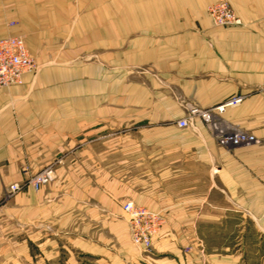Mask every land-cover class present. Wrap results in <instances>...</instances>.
Listing matches in <instances>:
<instances>
[{"label": "crops", "instance_id": "1", "mask_svg": "<svg viewBox=\"0 0 264 264\" xmlns=\"http://www.w3.org/2000/svg\"><path fill=\"white\" fill-rule=\"evenodd\" d=\"M217 1L0 0V38L23 36L37 62L0 89V264L116 263L126 201L161 214L158 243L206 227L264 238V0H227L231 27L212 24Z\"/></svg>", "mask_w": 264, "mask_h": 264}, {"label": "built area", "instance_id": "2", "mask_svg": "<svg viewBox=\"0 0 264 264\" xmlns=\"http://www.w3.org/2000/svg\"><path fill=\"white\" fill-rule=\"evenodd\" d=\"M207 13L215 27L242 25L240 18L231 8L227 0H218L207 7ZM36 62L25 46L24 38L19 35H9L0 38V89H7L13 85L22 83V74L34 71ZM241 98H233L223 105L202 110L198 107L189 109V117L180 119L177 127L186 128L191 126V119L200 117L206 124L213 122L216 114H222L226 106L238 105ZM222 142H230L233 145L250 143L254 141L252 135L245 133L226 135L219 134ZM47 171H41L31 176L29 185L34 191H38L46 182ZM20 190L19 183L9 185L3 193L5 199H10ZM122 212L129 225V236L132 245L144 250L151 249L153 238L161 225L163 219L158 212L151 211L144 206L134 205L131 201L122 204Z\"/></svg>", "mask_w": 264, "mask_h": 264}, {"label": "rangeland", "instance_id": "3", "mask_svg": "<svg viewBox=\"0 0 264 264\" xmlns=\"http://www.w3.org/2000/svg\"><path fill=\"white\" fill-rule=\"evenodd\" d=\"M11 24H13L12 21L8 23L9 26H11ZM31 56L33 57V60H35V57L32 54ZM48 177L49 176H47L46 178V182L49 180ZM72 183L73 180L68 177L67 179H63L61 181L58 188H61L62 191L64 189H71L73 187ZM19 185L21 189L22 186L21 184ZM130 189L133 191V194H136L135 187H130ZM121 213L125 218L122 210ZM164 222L165 220H163V224ZM231 228L232 227L229 226L227 227V230ZM159 230L153 238V245L151 249L144 250L140 247L132 245V243L129 242L131 245L129 244V246H127V250L129 249V247H131V253L130 251H128V254L126 255V252L123 250V253H119L123 256H118L116 259L114 258V260H116V263L113 264H260L257 259L256 261L254 260V254L252 252L257 248V244H259L260 246H264V238L261 232H255L251 229V227L247 229L248 231L242 233L235 231L219 233L216 232L217 229L215 228L211 229L206 227L202 228V234H197V236L183 235L179 238H170L168 241L161 243H158L159 239L157 238ZM171 242H174L175 244L172 248ZM236 244L239 245L237 246ZM240 247L241 249L238 250ZM106 262L107 263H103H110L109 260H107ZM87 264H89L88 259Z\"/></svg>", "mask_w": 264, "mask_h": 264}]
</instances>
